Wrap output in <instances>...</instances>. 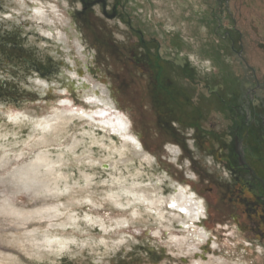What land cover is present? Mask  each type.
Wrapping results in <instances>:
<instances>
[{
	"label": "rangeland",
	"instance_id": "rangeland-1",
	"mask_svg": "<svg viewBox=\"0 0 264 264\" xmlns=\"http://www.w3.org/2000/svg\"><path fill=\"white\" fill-rule=\"evenodd\" d=\"M23 3L67 34L108 124ZM64 107L63 130L36 126ZM174 188L203 202L185 228L158 217ZM199 262L264 264V0H0V264Z\"/></svg>",
	"mask_w": 264,
	"mask_h": 264
},
{
	"label": "bare ground",
	"instance_id": "bare-ground-1",
	"mask_svg": "<svg viewBox=\"0 0 264 264\" xmlns=\"http://www.w3.org/2000/svg\"><path fill=\"white\" fill-rule=\"evenodd\" d=\"M21 6H22V8L24 7V13H23L24 19H28L31 22L33 21L31 23L30 28L32 27V28L37 29L41 33V35L45 36V38H51V40H55L54 42H55L56 47H55L54 50L56 52H60L59 47H61L60 49L63 50L64 55H65L64 57H66L67 60L71 59V56L68 53V52H70V48L71 47H69V46L66 47L64 45V43L68 39V36H67L66 33H64L59 28H57L56 25H54L53 18H51L49 12H47L46 9H43L41 7H29L27 5L25 6V3H23V5H21ZM27 9H30V12ZM51 11H53L54 13H57L58 6L52 5L51 6ZM8 16L9 17H13L14 15L8 14ZM60 18L64 19V16L62 15V17L60 16ZM65 44L67 45V43H65ZM74 49L76 50L75 52L80 57L83 56V54L81 52V47H80V45L78 43H76ZM62 50H61V52H62ZM69 64L70 65L69 66L67 65L68 67L66 66V68H65L67 77H69V78L71 77V80L75 84L74 86L76 88H82L81 90L83 91L82 94L84 96V99L89 104L94 105L96 108L99 107L94 112L95 113H98L100 115H103L104 112L107 113V111H105L104 108H107L108 106L110 107L111 104H110L109 100H108V102L106 101V97H105L106 90H104V88L100 87L97 84H93L92 87H91L90 84H88L87 82H85V77L84 76L79 78L78 76L81 75L82 71L80 72L79 69H76V67L74 66L75 62H74L73 59L70 60V63ZM34 80H35V85L38 88L39 92L43 93L45 91L44 90L45 88H49V83L46 82L45 80L39 79V78H35ZM86 81H88V80H86ZM88 103H86L87 106H89ZM105 106H107V107H105ZM67 112L68 113L72 112L71 108L67 109V108L64 107L62 109H56L53 112V114H51L48 117H44V118L38 119L35 122V124L43 132L44 131H49V132L51 131V132H53L56 129L63 130V128L66 127L68 121L71 120V116H69L67 114ZM86 117H91L92 118L93 116L90 113H86ZM99 122L102 123V124L104 122H105V124H108L109 119H108L107 115L105 114V115L101 116L100 119H99ZM117 124H118L119 130L122 131L121 132L122 136H124L125 139H127V143H129L128 141H131L132 142V145H133L132 147L134 148L133 155H134V153H135V155H137V154L138 155H143L144 159H146L147 161H151L152 159L149 158V156L146 155L143 152L141 146H139V144L137 143V141L135 140V138L126 135L127 127L125 125V121L122 120L120 117H117ZM41 139H43L44 141H47V142L49 141V139L47 137H45V134H42L41 135ZM123 146H124V149H121V150L123 152H127V150H129L128 147H127V145L126 144H123ZM168 149H169V151L171 153H174V155H176L177 152H179L178 148L177 149L175 148V150H174L173 148L170 147ZM65 176H66V174H61V178L62 177H65ZM162 178H164V177H162ZM159 181H161V179L160 178H157V180H155L153 183L149 184L150 187L152 186L151 189H153L151 191H153V192L158 191L156 186L159 184L158 183ZM154 186L156 188H154ZM174 190L175 191L173 192L172 196H170V200L171 201L170 202L168 201L169 202V206L167 207L170 210L169 213H170L171 217H165L164 215H162V216L159 215L158 217H163V219H166L168 221H173L174 218H177V220H179L178 223H180L179 225L181 227L185 228L188 219H192L194 217L197 218L198 215L201 214V211L200 210H201L202 206L199 205V202H201V201L195 200L193 196L187 194V191H184V190L179 189V188H176V189L174 188ZM140 193H141V195L138 196L139 198L141 196L150 195L151 192L148 191V190L142 189L140 191ZM153 201L154 202H158V201H161V199L158 198V197H155V199ZM173 205H174V207H173ZM181 209H184V211L182 212ZM62 238L60 236L59 237L58 236H52V237L47 238L45 240V243H47L50 246H53V245H56L57 244V246H60V247L63 248L66 245V243H67L68 240L67 239L64 240ZM183 238H184L183 236L174 237L175 241L177 243H181V244L185 243V241L183 242ZM185 245H186V243H185ZM199 264H200V262H199Z\"/></svg>",
	"mask_w": 264,
	"mask_h": 264
},
{
	"label": "flooded vegetation",
	"instance_id": "flooded-vegetation-1",
	"mask_svg": "<svg viewBox=\"0 0 264 264\" xmlns=\"http://www.w3.org/2000/svg\"><path fill=\"white\" fill-rule=\"evenodd\" d=\"M174 148H178V147H176V146H174ZM236 148V149H235ZM240 145H239V143L237 142V143H235V147H234V149L235 150H239L240 151ZM179 150V149H178ZM173 155V154H172ZM239 164H243V165H245V163H244V161H243V158L241 157V156H239ZM199 201H201L202 202V200H199ZM203 203V202H202Z\"/></svg>",
	"mask_w": 264,
	"mask_h": 264
},
{
	"label": "snow or ice",
	"instance_id": "snow-or-ice-1",
	"mask_svg": "<svg viewBox=\"0 0 264 264\" xmlns=\"http://www.w3.org/2000/svg\"><path fill=\"white\" fill-rule=\"evenodd\" d=\"M173 207H174V205H173ZM181 211L183 212V211H184V209H181Z\"/></svg>",
	"mask_w": 264,
	"mask_h": 264
}]
</instances>
